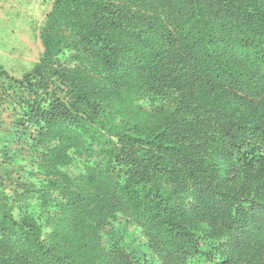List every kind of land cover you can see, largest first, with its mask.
Masks as SVG:
<instances>
[{"label":"trees","instance_id":"1","mask_svg":"<svg viewBox=\"0 0 264 264\" xmlns=\"http://www.w3.org/2000/svg\"><path fill=\"white\" fill-rule=\"evenodd\" d=\"M21 8L41 53L0 65V264H264V0Z\"/></svg>","mask_w":264,"mask_h":264},{"label":"rangeland","instance_id":"2","mask_svg":"<svg viewBox=\"0 0 264 264\" xmlns=\"http://www.w3.org/2000/svg\"><path fill=\"white\" fill-rule=\"evenodd\" d=\"M39 11L40 7H37ZM22 16L16 18L0 12V65L14 75H20L22 68H28L34 63L40 53L41 46L34 37L36 28L35 17L25 22L26 11L21 8ZM3 170L0 169V174ZM132 236V230L127 232V237Z\"/></svg>","mask_w":264,"mask_h":264}]
</instances>
